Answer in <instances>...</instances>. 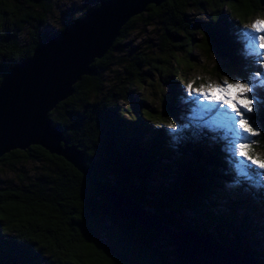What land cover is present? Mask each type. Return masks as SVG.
<instances>
[{
    "label": "trees",
    "instance_id": "obj_1",
    "mask_svg": "<svg viewBox=\"0 0 264 264\" xmlns=\"http://www.w3.org/2000/svg\"><path fill=\"white\" fill-rule=\"evenodd\" d=\"M102 1L83 0L49 32L47 19L56 7L52 0H0V82L46 37ZM261 11L264 0L148 4L93 60L95 73L81 76L72 93L48 112L68 144H78L89 179L130 195L171 230L192 231L256 264H264V223L251 217H261L263 187L241 191L248 183L231 167L224 149L227 132L205 139L188 130L192 143L186 134L174 139L170 126L182 120L191 51L214 53L220 62L213 71L243 75L264 70V56L246 58L240 39L244 22ZM145 28H152L155 41L144 51L130 37ZM155 79L161 84L157 105L145 91ZM257 93L249 120L258 121L264 132V89L257 87ZM0 167L13 174L0 177V264H179L168 234L121 216L63 158L30 145L3 153Z\"/></svg>",
    "mask_w": 264,
    "mask_h": 264
},
{
    "label": "water",
    "instance_id": "obj_2",
    "mask_svg": "<svg viewBox=\"0 0 264 264\" xmlns=\"http://www.w3.org/2000/svg\"><path fill=\"white\" fill-rule=\"evenodd\" d=\"M162 1L103 0L46 37L28 58L16 63L0 82V156L37 145L63 158L87 177L89 170L78 144H68L60 129L51 123L48 112L72 93V85L81 76L95 73L91 63L109 49L120 27L131 16L142 12L148 4L157 6ZM89 180L121 216L168 234L179 264H256L251 258L192 231L171 230L130 195Z\"/></svg>",
    "mask_w": 264,
    "mask_h": 264
},
{
    "label": "rangeland",
    "instance_id": "obj_3",
    "mask_svg": "<svg viewBox=\"0 0 264 264\" xmlns=\"http://www.w3.org/2000/svg\"><path fill=\"white\" fill-rule=\"evenodd\" d=\"M56 3V7H52V13L49 15L46 25V30L51 32L55 29H57L60 24L67 18L68 12L72 11L73 7H78L82 4L83 0H52V3ZM60 11L66 12V14L62 15ZM76 11V10H74ZM261 21L264 22V11H261L259 14H256L246 20L244 22L241 30L247 29L251 32H255L256 34V42H257V47L259 48V51L261 53H264V47H259L260 45V37L264 36V33L257 31L256 29L253 28V25L257 22ZM152 28H145L144 31H139L136 34H132L131 41L134 45H137L139 49L145 50H150L153 48V46H149L150 42L155 41L154 34L152 32ZM191 54L193 56V65L190 70L185 71V78L187 79L186 82V90L184 91V95H181V101L182 105L181 110L183 111V114H181V125H188V128L183 131L182 136L184 137L185 134L190 131H195V133H200L202 136H204L205 139H207L210 135L215 134V135H220L221 132H227V128L223 127L220 124H213L212 122L215 121V116H206L202 111L198 109L197 105H194L190 101V96L196 95V90H202L203 92H208L210 91L207 85H213L216 87H225L226 82L227 83H247L250 78L254 76L256 73H250L247 72L246 74L243 75H235L233 73H228V72H220L218 69L217 71H213L212 68L217 66V64L220 62V60L217 59V57L214 55L212 52H206L205 50H196V51H191ZM246 58H252L254 57H246ZM259 61V60H258ZM241 70L245 71V68L243 66H239ZM264 70H260L262 72ZM155 75H153V78ZM261 80H264V76L260 77ZM152 88L149 86H145V91L148 94V98H150L154 104L157 103L156 98L158 97V90L160 89V82L155 79L153 82ZM189 85H191V88L189 89ZM251 87V85H250ZM259 87V86H258ZM152 91L156 93V96L152 95ZM186 91L188 94H186ZM150 93V94H149ZM235 92H233L232 96H228V94H225L226 98L232 99L234 103H238V100H235L233 97H235ZM248 96H251V93L246 94ZM152 97H154L152 99ZM244 95L240 96V99H243ZM216 103H223L222 101H217ZM258 104V97L257 100L254 101L253 104V109L256 108ZM157 105V104H156ZM224 107H229V105H224ZM241 111H243L241 109ZM246 118L249 119V113L246 114ZM239 119V117H237ZM249 123L251 126H253L254 130L258 131V135L252 136V146L251 149L248 152V155L253 157V159H257L260 161H264V132H263V127L262 125L254 120L250 121ZM179 125L177 126L178 128L180 127ZM186 139L188 141H191L194 143V138L191 136H188L186 134ZM185 140V139H184ZM204 141V139H203ZM226 145H228V137L225 138ZM205 143V142H204ZM194 145V144H193ZM223 149V148H222ZM227 149V148H224ZM250 163V162H249ZM29 166L28 168H30ZM232 168H235V173L239 179H242L244 182L248 183L247 185H241V191L246 194L247 190L249 187H252V190H259V185L262 186V193H264V180L261 178H264V175H261L260 173H264V169L258 168L257 165L253 164L252 165V170L249 171L247 174L241 173L237 167L234 166V164H231ZM12 173L6 168V167H0V177L1 178H12ZM255 175H258L260 177V181L258 180L259 178H256ZM262 176V177H261ZM233 184H226L224 186L225 189H230L229 185H235L234 182ZM244 187V188H243ZM239 195V194H238ZM243 196V195H242ZM249 204L254 203L252 200V197L250 195H247V198H249ZM224 206H221L220 208H223ZM250 209V208H248ZM238 211L240 213L246 212L248 215L251 216L252 213L249 212V210H243L239 207ZM260 215L261 217H256L252 216L251 218L253 221H257L258 223H264V209L260 208Z\"/></svg>",
    "mask_w": 264,
    "mask_h": 264
},
{
    "label": "snow or ice",
    "instance_id": "obj_4",
    "mask_svg": "<svg viewBox=\"0 0 264 264\" xmlns=\"http://www.w3.org/2000/svg\"><path fill=\"white\" fill-rule=\"evenodd\" d=\"M253 28L264 33V22L257 21L253 25ZM240 39L244 44L243 55L255 57L256 60L264 56V53H261L257 47L255 32L243 29L241 30ZM259 47H264V36L260 37ZM261 76H264V71L254 74L247 83L229 84L226 82L225 87H216L210 84L207 85L210 91L203 92L202 90H196V95L190 96L191 103L197 105L198 109L206 116H215L213 124H220L227 128L229 143L226 150L231 157L230 162L234 163L239 171L244 174L252 170L253 164L257 165L260 169H264V161L253 159V157L248 155L252 146L251 137L259 133L257 130H254L253 126L249 123V119L246 118V114L254 110L253 104L258 96L257 87L259 86L261 89H264V80L260 79ZM190 88L191 85H189ZM233 92L236 94L233 98L238 100V103H234L232 99H228L225 96V94L232 96ZM249 93H251V96L246 95ZM241 95H244L243 99H240ZM217 101H222L223 103H216ZM224 105H229V107H224ZM187 128L188 125H181L178 128L176 124H172L170 126V135L174 139H182V133ZM260 174L264 175V173Z\"/></svg>",
    "mask_w": 264,
    "mask_h": 264
}]
</instances>
